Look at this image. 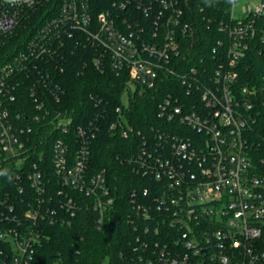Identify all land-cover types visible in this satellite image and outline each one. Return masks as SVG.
I'll return each instance as SVG.
<instances>
[{
	"label": "built area",
	"instance_id": "2783aa9c",
	"mask_svg": "<svg viewBox=\"0 0 264 264\" xmlns=\"http://www.w3.org/2000/svg\"><path fill=\"white\" fill-rule=\"evenodd\" d=\"M50 1L0 0V170L14 162L21 171L16 186L26 193L0 200V264H41L43 224L65 223L82 208L65 188L93 199L99 229L113 204L103 173L87 174L84 141L78 156L70 155L64 137L84 140V129L48 108L65 92L59 50L79 35L96 50L95 68L128 78L111 123L123 138L135 133L124 113L130 98L159 89L164 77L180 80L158 105L157 117L171 130L156 131L135 160L137 172L155 184L134 199L137 219L129 222L137 235L126 264H264V73L241 68L252 49L264 57V0L240 11L239 0H228L211 74L208 66L177 71L183 37L192 32L184 0H115L98 15L89 0H59L52 18L6 50V40ZM27 95L36 110L31 117L17 109ZM41 121L63 137L54 141L50 173L42 156L25 168L32 125Z\"/></svg>",
	"mask_w": 264,
	"mask_h": 264
},
{
	"label": "trees",
	"instance_id": "16d2710c",
	"mask_svg": "<svg viewBox=\"0 0 264 264\" xmlns=\"http://www.w3.org/2000/svg\"><path fill=\"white\" fill-rule=\"evenodd\" d=\"M57 1H50L45 8L34 13L31 21L6 40L5 49L11 51L17 45H22L30 34L52 18L56 14ZM89 1L93 14L98 15L109 11L115 0ZM228 7V0H184L192 32L183 37L181 53L177 58L179 73L192 66H208L212 73L217 60L213 50L218 41L225 38L219 26L221 21L227 19ZM59 53L66 59L64 73L59 76L65 92L61 102H53L48 108L51 111L62 110L65 116L72 118L74 126L84 129V140L74 135L64 137L69 144L70 155L73 158L78 156L80 143L84 141L87 174L94 176L103 173L113 204L104 211L103 224L99 229L96 220L100 214L90 208L93 199L65 188V194L79 199L81 211L65 223L43 224L44 238L37 248L36 257L41 264H105L106 261L108 264H126V258L133 253V242L137 235L129 222L137 219L134 199L141 201L142 191L155 184L150 176L137 172L135 160L144 141H156L155 132L158 130H171L169 124L157 117L158 105L173 87L179 88L180 80L174 76L164 77L159 89L130 98L124 113L135 133L123 138L111 129V123L116 118V108L121 105L128 78L117 76L109 67L95 68L92 58L96 50L83 35L69 41ZM241 68L243 74L260 75L264 73V57L258 50L252 49ZM17 109L27 112L30 117L36 113L28 95L24 104H18ZM32 127V151L25 168L27 170L42 156L49 164L50 173L54 141L63 137L54 132L47 121L34 123ZM4 169L9 170L13 179L9 182L6 177L0 176V200L7 196L14 201L21 200L20 197L26 194L16 186L17 174L21 171L17 170L14 162L4 165ZM137 225L143 224L137 222Z\"/></svg>",
	"mask_w": 264,
	"mask_h": 264
},
{
	"label": "rangeland",
	"instance_id": "374dc122",
	"mask_svg": "<svg viewBox=\"0 0 264 264\" xmlns=\"http://www.w3.org/2000/svg\"><path fill=\"white\" fill-rule=\"evenodd\" d=\"M260 2H262V0H239L236 3V9L237 11H240L241 8L245 5H251L253 7H255L256 5H258ZM54 264H58V262H55ZM105 264H108V261H106Z\"/></svg>",
	"mask_w": 264,
	"mask_h": 264
},
{
	"label": "clouds",
	"instance_id": "9594fccd",
	"mask_svg": "<svg viewBox=\"0 0 264 264\" xmlns=\"http://www.w3.org/2000/svg\"><path fill=\"white\" fill-rule=\"evenodd\" d=\"M0 176L6 177L9 182L13 179L12 175L9 173L8 169L0 171Z\"/></svg>",
	"mask_w": 264,
	"mask_h": 264
},
{
	"label": "water",
	"instance_id": "95a60500",
	"mask_svg": "<svg viewBox=\"0 0 264 264\" xmlns=\"http://www.w3.org/2000/svg\"><path fill=\"white\" fill-rule=\"evenodd\" d=\"M2 1L7 2V3H11V2L19 1V0H2Z\"/></svg>",
	"mask_w": 264,
	"mask_h": 264
}]
</instances>
